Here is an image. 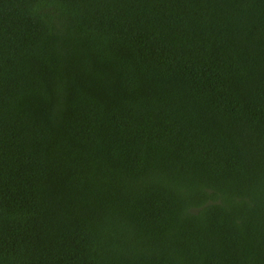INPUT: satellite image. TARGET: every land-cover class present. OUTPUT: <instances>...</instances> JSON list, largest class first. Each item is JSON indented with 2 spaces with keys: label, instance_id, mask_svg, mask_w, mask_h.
Listing matches in <instances>:
<instances>
[{
  "label": "trees",
  "instance_id": "16d2710c",
  "mask_svg": "<svg viewBox=\"0 0 264 264\" xmlns=\"http://www.w3.org/2000/svg\"><path fill=\"white\" fill-rule=\"evenodd\" d=\"M0 264H264V0H0Z\"/></svg>",
  "mask_w": 264,
  "mask_h": 264
}]
</instances>
